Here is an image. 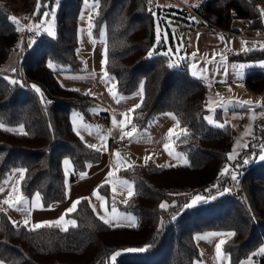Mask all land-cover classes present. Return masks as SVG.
<instances>
[{"label": "trees", "instance_id": "16d2710c", "mask_svg": "<svg viewBox=\"0 0 264 264\" xmlns=\"http://www.w3.org/2000/svg\"><path fill=\"white\" fill-rule=\"evenodd\" d=\"M22 1L26 10L39 3L37 18L55 3V31L41 29L26 48H19L14 71L0 67V183L20 167L21 193L27 197L38 191L47 205L66 196L64 156L72 164L69 178L75 179L88 164L101 159L102 151L82 140L69 116L70 109L77 108L87 118L94 97L62 84L55 74L57 68L70 73L83 69L76 53L82 0ZM257 1L199 0L193 8L222 27L237 30V22L245 19L249 30L264 32ZM150 2L97 0L92 29L97 32L105 26L104 68L115 90L130 94L141 88V99L133 107L134 123L143 126L154 113L172 111L186 127L173 137L186 160L165 163L147 158L117 169L133 189L125 199L113 200L135 214L132 224L104 221L84 197L65 213V228L52 222L14 223L0 209L2 264H192L201 254L195 232L209 229L229 231L220 247L230 264L248 254L264 264V155L259 156L264 146V112L254 117L252 132L248 126L246 141L234 147L237 128L226 113L246 106L228 110L215 106L208 118L205 79L189 70L183 55L170 60L165 41L154 44L155 4L150 9ZM157 8L160 13L164 6ZM183 8L178 7L175 15L187 18L191 12ZM171 25L167 31L173 45ZM24 33V26L11 18L9 3L0 0V64ZM232 56L244 61L264 59V45ZM48 59L64 65L54 68ZM19 64L27 74L25 86L18 80ZM245 67L248 88L264 90V63ZM257 108L264 110V97L254 105ZM98 189L112 199L107 183Z\"/></svg>", "mask_w": 264, "mask_h": 264}, {"label": "crops", "instance_id": "0c3cea01", "mask_svg": "<svg viewBox=\"0 0 264 264\" xmlns=\"http://www.w3.org/2000/svg\"><path fill=\"white\" fill-rule=\"evenodd\" d=\"M154 1L158 2L157 0ZM183 1L187 3L189 0ZM260 10L263 13L264 8L261 9L260 7ZM186 17L189 21L188 14ZM194 20L195 17H192L190 22ZM238 22V27H241L239 25L241 21ZM242 23L244 22L242 21ZM183 26L185 25L183 24ZM180 31V55L186 57L189 70L205 79L207 83L205 103L211 101L214 105L219 101V104L215 106H220L225 110L233 106H246V109L249 110L254 105L262 103V100H256L250 106L243 102H234L236 101L234 97L242 95L245 98V95L252 94L244 82L245 66L252 63H264V59L244 61L234 58L232 55L239 50L264 45V36L231 35L217 31L184 34L182 30ZM87 73L91 74L90 72ZM106 78L111 86L112 80L107 75ZM99 87L91 95L94 97L93 104L99 106L96 115L102 112L105 107L109 108L108 129L106 131L101 129V131L95 130L93 132L90 123V110L87 117L89 119L85 118L87 121H81L77 117V113H74V118H72L74 108L70 109L69 116L73 129L82 140L102 151L101 159L88 164L77 178L71 179L69 173L72 164L69 157L64 156L62 166L65 174L66 196L63 200L52 201L47 205L42 204L38 191L32 192L30 196H24L19 187L22 170L12 171L0 183V209L4 210L14 223L37 225L52 222L60 228H65L68 224L65 213L72 210L76 206L77 200L82 197L86 198L94 212L104 221L112 224L124 223L120 222V213H114L115 210L112 206L117 203L113 197L118 200L125 199L132 192L133 186L128 179L118 174L117 169L130 162H138L147 158L165 163L184 162L186 160L185 154L176 149L173 143L179 122L172 111H158L151 116L145 125L137 126L132 119V113L133 107L141 99V94L136 95L138 97L131 95L127 99L116 93L109 95L105 87L102 86V90ZM224 94L229 97L227 98L229 102H222L221 96ZM214 96L215 98H213ZM238 110L239 108H236L232 111ZM128 126H130V134H126L125 131ZM120 134L129 137L130 143L118 147L112 158L107 160L104 153L107 139L109 136ZM101 183L108 184L112 199L108 200L107 196L98 189ZM116 210L122 211L121 209ZM123 211L125 213L122 216L125 220H135L134 217L129 219L128 210L123 209ZM196 233L195 237L197 238ZM228 233L227 229H209L199 233V238H197L199 240L197 241L201 246V254L193 260L192 264H230L227 252L220 247V242ZM0 264H2L1 260ZM237 264H258V262L252 254H248L240 258Z\"/></svg>", "mask_w": 264, "mask_h": 264}, {"label": "rangeland", "instance_id": "374dc122", "mask_svg": "<svg viewBox=\"0 0 264 264\" xmlns=\"http://www.w3.org/2000/svg\"><path fill=\"white\" fill-rule=\"evenodd\" d=\"M9 3L10 9H11V18L16 21V23L19 26H23V21H21L18 18V15L21 11H25V7L23 6V1L22 0H5ZM158 2L156 3L153 0V5H154V16H155V21H154V28H155V41L154 44L156 45L158 42L163 41L166 42V46L164 50L169 53L170 55V60L172 59H177L176 56H179L181 54L180 48H179V37H181V31L184 25H188L191 23V18L193 15L195 16V11L193 8V5L196 4L199 0H189L184 2L183 0H157ZM192 2V3H190ZM180 3V4H179ZM190 5H189V4ZM39 4V3H38ZM34 6L29 15V20H30V25L32 29L34 30H41L44 29L49 33H54L55 28V3H53L51 6H47L43 11L40 13L39 18L36 16L37 12V6ZM258 7L261 9L264 8V0H258L257 1ZM97 6V0H82L79 11L77 14V40L78 44L76 47V53L80 56L82 63H83V69L78 72V73H70L68 71L64 70H59L58 68L55 69V74L57 75L58 79L60 82L64 85L71 86V87H76V88H82L83 91L88 92L89 94H93V91H97L98 86L100 90H102V86L105 87L106 92L111 95L113 93H116L117 95H122V97H126L127 99L131 96L134 95V97H138L136 95H139L141 88L138 87L135 92H132L130 94L126 93H120L117 92L113 86V82H111V86L108 84L106 75L110 77V80H112L110 74L105 72V59H106V33H105V26L102 24L97 32H95L92 29V21H91V15L95 11ZM162 12L157 10V7H163ZM178 7H185L189 12L188 13V18L189 21H187L186 18L177 16L175 15L176 9ZM263 7V8H262ZM183 8L184 10H186ZM262 18L264 19V10L262 13ZM171 24H174L176 26L171 25V34H172V39H173V45L170 42V35L167 31V26ZM239 25L241 27H238L237 30L243 29L241 33H248L249 28L246 26L245 23L240 22ZM229 29V28H228ZM233 30V29H232ZM189 32H194V31H189ZM38 33V32H37ZM22 34V33H21ZM229 34V33H225ZM20 38H17L16 42L19 41ZM32 41V40H31ZM13 45V44H12ZM17 48H10V51L6 57V59L0 64L1 68L5 69L8 71V73L14 69H16L17 63H15L17 59ZM49 65L52 67L56 68L57 66L64 65L61 62H58L53 59H48ZM20 65V64H19ZM20 68V67H19ZM24 68V67H23ZM87 72H90L91 74H88ZM113 81V80H112ZM252 94H247L245 95V98L240 95L237 97H234V102H243L246 104H249L252 106L256 100H262L264 97V90L261 92L259 91H254L250 89ZM224 97V99H223ZM257 97V98H255ZM215 98V96L213 97ZM227 95H222L221 100L222 102H229L227 101ZM135 99V98H134ZM229 100V99H228ZM232 101V100H230ZM233 102V101H232ZM219 104V101L217 103H214V105L211 103V101H207L206 105L209 107L210 111L207 114L208 118H210L213 109L215 105ZM98 108L99 106L90 105L89 110H90V119H91V129L93 132L95 130H100L106 131L108 129V125H104V118H100V113H98ZM264 112L263 109H254V107L250 108L249 110L247 109H239L238 111H231L230 113H226V116L229 117L230 121L235 124L236 126V134L234 136V147H238L240 144L244 143L246 141L247 137V128L249 126V131L252 132L251 126L253 125L254 119L262 114ZM74 113H77V117L81 119V121H87L85 120L83 114L81 111L77 108H74L72 110V118H74ZM255 117V118H254ZM89 119V118H87ZM98 120V122H97ZM101 124V125H100ZM131 125V124H130ZM185 126L179 124V127L177 130L180 132L185 130ZM126 134H130V126L126 128ZM264 155V146H261V150L259 152V156ZM16 169H21L20 167L15 168ZM14 170V171H15ZM115 212L114 213H120V222H124L125 224H132L131 222L134 220L132 219L133 217L136 220L135 214L131 211L127 212L129 213V219H132L131 221L125 220L122 215H124L125 211L123 209L116 205H113ZM116 209H121L122 211L116 210ZM134 220V222H135ZM133 222V223H134ZM201 232H197V238L198 234ZM196 238V239H197ZM199 240V239H197Z\"/></svg>", "mask_w": 264, "mask_h": 264}, {"label": "built area", "instance_id": "2783aa9c", "mask_svg": "<svg viewBox=\"0 0 264 264\" xmlns=\"http://www.w3.org/2000/svg\"><path fill=\"white\" fill-rule=\"evenodd\" d=\"M153 5V0L150 2V9L152 8ZM30 9H27L25 11H21L18 15V18L23 21V26H24V35L19 37V41L16 43H13L12 47L17 48V50L21 47H27L31 40L37 37V30L32 29L30 25V20H29V15H30ZM195 11V10H194ZM195 17L196 19L189 23L188 25H185L182 28V32L184 34L189 33V31H194V32H202V31H207V32H213L217 31L220 33H229L231 35H244V36H253V37H258V36H264V32H258L254 30H249L248 33H241L243 29L239 30H232L228 29L225 27H222L220 24L211 21L201 13L195 11ZM243 22L246 24L247 20H243ZM19 72H20V77L18 78L19 82L22 85H27V74L23 68V65H19ZM105 112H100V118H104V125L106 126L108 124V107H105ZM103 116V118H102ZM130 143V138L126 137L123 134H120L118 136H109L107 139L106 143V148H105V156L106 159L109 160L112 158L114 152L116 149L120 146L127 145Z\"/></svg>", "mask_w": 264, "mask_h": 264}]
</instances>
